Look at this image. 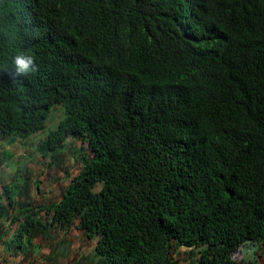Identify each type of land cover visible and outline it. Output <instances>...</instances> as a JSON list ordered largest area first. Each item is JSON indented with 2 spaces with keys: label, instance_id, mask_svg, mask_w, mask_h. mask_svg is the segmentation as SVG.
Listing matches in <instances>:
<instances>
[{
  "label": "trees",
  "instance_id": "16d2710c",
  "mask_svg": "<svg viewBox=\"0 0 264 264\" xmlns=\"http://www.w3.org/2000/svg\"><path fill=\"white\" fill-rule=\"evenodd\" d=\"M55 107L38 154L76 173L51 202L27 168L0 183V264H35L52 228L94 239L75 264L264 253V0H0V142Z\"/></svg>",
  "mask_w": 264,
  "mask_h": 264
},
{
  "label": "rangeland",
  "instance_id": "374dc122",
  "mask_svg": "<svg viewBox=\"0 0 264 264\" xmlns=\"http://www.w3.org/2000/svg\"><path fill=\"white\" fill-rule=\"evenodd\" d=\"M63 116L62 108L55 107L49 113L45 129L41 133L24 140L11 139L7 143L0 142V151L6 149L12 154L10 161L0 168V183L7 182L17 168H27L33 178L39 181L40 191L34 195L39 201L51 202L59 198L60 186H63L76 173V159L72 157L77 154L68 149L62 157L60 167L49 168L47 160L39 156L37 146L48 131L56 127ZM95 189L98 190L99 186ZM51 230L50 240L46 242L39 239L33 240L41 246L35 264H75L76 260L90 255L94 239L85 238L82 231L77 229L61 231L57 228ZM242 254L245 264H264V253L259 244L244 246ZM2 264H19V262L18 258L9 257L7 262Z\"/></svg>",
  "mask_w": 264,
  "mask_h": 264
},
{
  "label": "clouds",
  "instance_id": "9594fccd",
  "mask_svg": "<svg viewBox=\"0 0 264 264\" xmlns=\"http://www.w3.org/2000/svg\"><path fill=\"white\" fill-rule=\"evenodd\" d=\"M31 63V58L26 57L23 54H18L12 59V67L17 73H25L31 71L29 65Z\"/></svg>",
  "mask_w": 264,
  "mask_h": 264
},
{
  "label": "water",
  "instance_id": "95a60500",
  "mask_svg": "<svg viewBox=\"0 0 264 264\" xmlns=\"http://www.w3.org/2000/svg\"><path fill=\"white\" fill-rule=\"evenodd\" d=\"M10 143V142H9Z\"/></svg>",
  "mask_w": 264,
  "mask_h": 264
}]
</instances>
